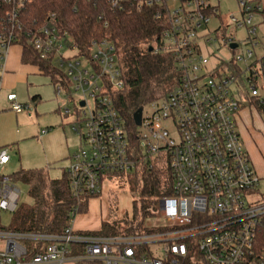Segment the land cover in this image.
Wrapping results in <instances>:
<instances>
[{
	"label": "built area",
	"instance_id": "obj_1",
	"mask_svg": "<svg viewBox=\"0 0 264 264\" xmlns=\"http://www.w3.org/2000/svg\"><path fill=\"white\" fill-rule=\"evenodd\" d=\"M26 1L0 0L6 6L0 15V93L5 61L16 44L30 47L65 75L69 86L54 85L56 94L78 92L73 130L79 147L64 168L75 201L59 233L0 230V264H264V203L249 198L260 177L236 123L241 105V85L233 76L237 68L227 66L243 60L239 73L246 86L263 92L253 95L264 113V39L253 23L255 16L264 21V0H237L241 16L230 15L227 23L212 0H108L114 9L155 7L161 32L151 47L170 54L178 74L165 98L148 103L153 107L149 115L142 109L132 131L113 99L123 86L113 44L92 39L82 51L55 24L26 28L20 20ZM212 19L219 23L210 29ZM230 25L245 28L242 42L226 34ZM217 42L229 50L249 43L256 51L216 54L212 46ZM5 97L14 112L30 114L32 107L16 102L13 92ZM63 111L71 113L68 107ZM131 137L143 159L160 157L170 170L171 195L158 206L163 225L129 235L76 231L74 217L84 200L101 192L103 179L137 167ZM10 149L0 146V168L10 161ZM19 198L17 183L0 174V211H15ZM151 243H159V250L150 249Z\"/></svg>",
	"mask_w": 264,
	"mask_h": 264
},
{
	"label": "trees",
	"instance_id": "obj_2",
	"mask_svg": "<svg viewBox=\"0 0 264 264\" xmlns=\"http://www.w3.org/2000/svg\"><path fill=\"white\" fill-rule=\"evenodd\" d=\"M5 8V4L0 2V15ZM154 12V6H143L139 10L134 7L114 9L108 0H27L20 20L26 28L36 24H55L62 32L69 34L82 51H87L92 39L109 40L114 46L123 81L122 88L113 95L115 107L132 131L135 130L133 113L153 100L165 98L175 87L178 77L170 54L148 51V47L158 43L161 32L160 18L155 17ZM16 45L20 47V61L23 64L35 65L54 85L69 86L65 75L48 61L40 60L33 49ZM227 66L235 68L236 65ZM236 68L233 76L241 85L240 110L249 108L262 114L257 96L249 94L239 68ZM131 146L135 156H138V164L127 174L132 179L130 192L134 197L130 216L105 221L100 230L92 234L112 236L147 232L149 229L145 226V220L155 215L159 200L171 195L172 178L167 164L160 157L143 159L135 137H131ZM14 178L28 186L32 204L19 209L16 224L11 229L61 232L75 201L70 194L65 172L60 178H50L42 167L19 169L14 173ZM83 207L82 204L80 210Z\"/></svg>",
	"mask_w": 264,
	"mask_h": 264
},
{
	"label": "rangeland",
	"instance_id": "obj_3",
	"mask_svg": "<svg viewBox=\"0 0 264 264\" xmlns=\"http://www.w3.org/2000/svg\"><path fill=\"white\" fill-rule=\"evenodd\" d=\"M212 2L217 5L223 23L229 21L230 15L240 18L237 0H212ZM218 23V19H212L209 25L210 29ZM253 23L258 24L257 34L261 36L260 18L255 16ZM226 34L241 42L246 37L245 28H235L231 25L227 27ZM209 36L214 37L215 33L210 32ZM212 48L216 54L224 55V53L230 52L233 56L243 53L246 56V49L248 48L255 50L249 43H240L235 50H229L222 43L217 42L213 44ZM253 60L254 58L249 59L248 63L253 62ZM236 66L243 70L245 63L240 60ZM10 67H12L9 68L12 83L8 91L16 95V102L29 105L32 110L30 114L27 110H22L19 113L14 112L11 109V103L6 100V92L0 93V145H11L10 161L0 168V174L9 175L20 189V198L15 211H0V230L14 227L19 209L32 204V199L28 194V186L21 181H16L14 173L19 169L42 167L47 170L50 178L62 177L63 168L68 165L71 155L78 149L79 138L73 130L78 92L71 89L70 95L64 91L56 94L55 86L48 76L33 73L31 67L20 66L16 60L15 64ZM257 83L260 84L259 81ZM246 88L251 95L263 96V92L259 88L253 89L248 86ZM36 93L41 98L34 104L31 97ZM65 107L70 109V114H64ZM152 111L153 107L150 104L143 106L144 116L149 115ZM241 115V127L237 126L240 138L245 148L248 147L246 138L250 139L255 150V158L252 159L262 169L261 179L254 193L250 192L249 198L254 202L264 203V128L262 127L264 126V113L256 115L254 110L251 112L243 110ZM61 123L62 125H60ZM136 129L139 131L141 127L137 126ZM41 130H43L42 134ZM130 180L132 179L127 174L105 177L101 192L87 198L84 205L86 210H80L79 216L84 215L86 218L94 220L102 218L110 211L114 213L112 219L129 218L131 202L134 199L130 192ZM163 223L164 220L159 215V208L156 209L155 215L145 220V226L155 230ZM22 242L30 245L29 242ZM149 248L159 250L160 244L151 243Z\"/></svg>",
	"mask_w": 264,
	"mask_h": 264
},
{
	"label": "crops",
	"instance_id": "obj_4",
	"mask_svg": "<svg viewBox=\"0 0 264 264\" xmlns=\"http://www.w3.org/2000/svg\"><path fill=\"white\" fill-rule=\"evenodd\" d=\"M260 31H261V36L263 37L264 39V21L261 22L260 24ZM15 60H16V63L19 64L20 66H23V67H31L33 69V73H36V74H40V75H43L41 74L37 67L35 65H32V64H23L21 61H20V47L17 46V45H14L12 46V48L10 49V52H9V55L5 61V71L2 73L1 75V85H2V89H1V92H11V91H8V88L11 87L10 84L12 83V78H11V74H10V69L12 67L10 66H13L15 64ZM10 68V69H9ZM52 83V82H51ZM53 84V83H52ZM54 87V86H53ZM40 95L38 93L34 94L31 99L32 101L34 102V104H36V102L40 99ZM243 110H247L248 112H251V109L249 108H243L240 110L238 116H237V126L241 127V124H242V115H241V112ZM255 114L257 115L258 113L255 112ZM259 115V114H258ZM62 125V123L60 124ZM264 125V124H263ZM264 128V126H262ZM42 131V130H41ZM43 132H41L42 134ZM248 140V147L247 148V151H248V154L250 156V159H251V162L252 164L254 165L260 179H261V176H262V169L261 167L259 166V164L255 163V161H253V157L255 156V150H254V146L252 143H250V139L249 138H246V142ZM244 141V140H243ZM0 146H3V145H0ZM78 147H79V138H78ZM71 148L69 147V150ZM255 158V157H254ZM64 172V168H63V171L62 173ZM87 202V199L84 200L83 202V205H85V203ZM84 210H86V207H83ZM130 213H131V210L128 214V216H130ZM114 216V213H111L110 211L107 212V214H105L102 218L100 219H94V220H91L89 218H86L84 215L82 216H79V213L74 217V221H73V228L76 230V231H79V232H88V233H91V232H97L100 230L101 228V225L103 222L105 221H113V220H117V219H121V217L117 218V219H112V217ZM64 264H72V263H64Z\"/></svg>",
	"mask_w": 264,
	"mask_h": 264
},
{
	"label": "water",
	"instance_id": "obj_5",
	"mask_svg": "<svg viewBox=\"0 0 264 264\" xmlns=\"http://www.w3.org/2000/svg\"><path fill=\"white\" fill-rule=\"evenodd\" d=\"M236 46V44L235 43H231L230 44V47L231 48H234ZM153 50V48L150 46V47H148V51H152ZM80 105H83V102H80ZM142 107H139L134 113H133V115H132V119H133V123L135 124V125H139L140 124V121H141V115H142Z\"/></svg>",
	"mask_w": 264,
	"mask_h": 264
}]
</instances>
